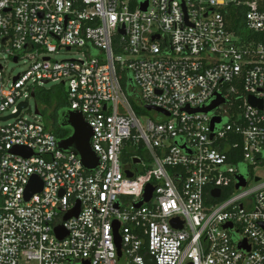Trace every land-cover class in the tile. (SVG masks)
I'll return each instance as SVG.
<instances>
[{"label": "built area", "instance_id": "built-area-1", "mask_svg": "<svg viewBox=\"0 0 264 264\" xmlns=\"http://www.w3.org/2000/svg\"><path fill=\"white\" fill-rule=\"evenodd\" d=\"M0 51L29 59L8 81L0 63V264H264V0H0ZM52 81L92 127L93 171L29 106L4 119Z\"/></svg>", "mask_w": 264, "mask_h": 264}, {"label": "water", "instance_id": "water-1", "mask_svg": "<svg viewBox=\"0 0 264 264\" xmlns=\"http://www.w3.org/2000/svg\"><path fill=\"white\" fill-rule=\"evenodd\" d=\"M147 5H148V3L146 2L143 4L142 7L146 8ZM5 41H6V38L3 40V43ZM14 61H17V58H15ZM46 83H48V82H46ZM250 101L253 104H259L260 106H262V101H257L253 97L250 98ZM224 102H225V99L221 95H218V97L214 100V102L211 105H209L205 108L196 109L195 111L209 112L212 109H214L215 107H217L219 104L224 103ZM28 106H29L28 102L20 103L19 112L17 114L8 116L4 119H9L11 117L18 116L19 113L21 112V110L24 108H27ZM146 108H147V110L162 111L161 109L155 108L152 106H147ZM36 114H40L38 107L36 108ZM57 114H58V121H57L58 126L61 128L70 129V131H71V133L68 137L59 138V140H58L59 148L64 152L73 153V154L77 155L81 159L84 167L88 171L95 170L99 166L100 160H99L97 153L94 151V149L92 147V137H93L92 127L86 121L83 113L80 111L71 109L69 107H62L58 110ZM220 121H221L220 117H214L212 120V123H211L212 129H214L215 124L220 122ZM14 151L16 153L21 154V155H29V152L25 151L21 147H16L14 149ZM131 175L132 174L129 173V176H131ZM238 180H239V182L236 185V188H239L241 186L246 185V181H245L243 176H238ZM42 188H43V184L40 181V179L37 176L33 177L31 179L28 187H27L26 197H25L26 200H28L34 193L40 192L42 190ZM152 192H153V188L149 185L147 187L146 194L144 196V201H146V202L150 201V199L152 197ZM215 195L219 196V192H217V194H215ZM141 204H142V202H140L138 205H141ZM79 212H80V208L78 206L76 209H74L68 215H66L65 220L69 219L71 217H77L79 215ZM172 223L176 226L178 225L181 227V224L177 223L176 220H173ZM228 226L229 225H225L224 227H228ZM263 227H264V224H263ZM55 233L61 238L65 237L67 235V232L64 230V228L62 226L56 227ZM116 241H117V246L119 249V254H121V239L118 235H117ZM145 258L149 264H156V261L151 254L146 255ZM80 264H90V262L88 260H84V261L80 262Z\"/></svg>", "mask_w": 264, "mask_h": 264}, {"label": "rangeland", "instance_id": "rangeland-1", "mask_svg": "<svg viewBox=\"0 0 264 264\" xmlns=\"http://www.w3.org/2000/svg\"><path fill=\"white\" fill-rule=\"evenodd\" d=\"M97 53V51H96ZM79 53H77L75 50L72 52H65V51H60L58 53H53L51 57L56 60H64V59H78L80 58ZM0 63L3 64L4 69H5V76L7 77V81L11 79V77L18 75L19 73L24 72L28 67H29V59L27 57L20 59L19 62H16L13 60V58L8 57L6 54L0 51ZM59 84L58 82H49L47 83L44 87L46 90H51L52 88H58ZM29 107L27 110L24 111L23 116L25 118H38L42 122L48 123V119L45 114H36V108L37 106H40L39 110L41 112V109L46 105H42L44 103V100L42 99L41 96L35 95L31 96L28 99ZM55 111V107H50L47 110L48 114H51ZM143 116L146 118H151L154 120H158L162 118V115L156 112L155 110H144L143 111ZM13 121V120H11ZM78 264V263H75Z\"/></svg>", "mask_w": 264, "mask_h": 264}, {"label": "trees", "instance_id": "trees-1", "mask_svg": "<svg viewBox=\"0 0 264 264\" xmlns=\"http://www.w3.org/2000/svg\"><path fill=\"white\" fill-rule=\"evenodd\" d=\"M123 84L125 86V91H126L128 97L134 103L136 93H135V86L133 85L131 78L125 77ZM37 95L41 96L42 99L44 100V103L42 105H46L45 108L43 107L41 109V112H40V114H42V113L45 114L47 119H48V123H46L47 124L46 126L51 127L52 130L56 133V135L59 138L68 137L71 133L70 129L61 128L58 126V123H57V121H58V114H57L58 110L62 107L68 106L67 94L64 90L63 85H60V86H58V88H55V89L52 88L51 90H46L45 88L40 89L37 92ZM37 107L40 108V106H37ZM50 107H55V111L51 114H48L47 110ZM137 110H139V109H137ZM75 263L80 264V262H74L73 264H75Z\"/></svg>", "mask_w": 264, "mask_h": 264}]
</instances>
